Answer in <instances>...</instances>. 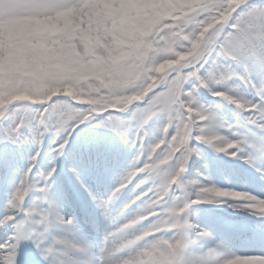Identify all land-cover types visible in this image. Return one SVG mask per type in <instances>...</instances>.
<instances>
[{
    "label": "clouds",
    "instance_id": "obj_1",
    "mask_svg": "<svg viewBox=\"0 0 264 264\" xmlns=\"http://www.w3.org/2000/svg\"><path fill=\"white\" fill-rule=\"evenodd\" d=\"M244 3L158 0L134 5L123 0H41L35 12L10 23L15 28L11 35L9 24L0 34V110L14 103L43 105L59 94L93 111H130V120L133 114L143 117L146 109L179 116V107L186 102L175 95L174 82L213 46ZM239 23L231 27L238 28ZM20 54H24L23 63L15 59ZM164 83L169 88L162 95L156 90ZM66 86L73 89L71 94L63 91ZM217 95L239 106L235 96ZM168 127L164 122L159 128L157 143L150 145L149 159H156L145 166L161 193L159 199L167 194L171 169L164 168L169 161L163 153L156 155V149ZM211 198L208 195L187 205L174 201L154 219L147 211L148 202L140 204L130 214L121 215L114 230L103 237L97 264H185L189 245L200 235L195 231L192 205ZM235 198L248 201L240 207L264 216V200L247 199L245 193ZM136 199L130 193L128 201ZM216 243L222 247L214 264H264V258L240 255Z\"/></svg>",
    "mask_w": 264,
    "mask_h": 264
},
{
    "label": "snow or ice",
    "instance_id": "obj_2",
    "mask_svg": "<svg viewBox=\"0 0 264 264\" xmlns=\"http://www.w3.org/2000/svg\"><path fill=\"white\" fill-rule=\"evenodd\" d=\"M40 3L41 0H0V24L6 25L25 18L35 12ZM238 21V28H232L231 25ZM21 55L24 57V54ZM257 70L264 75V0H245L233 13L230 26L218 35L213 46L198 61L183 69L181 77H177L174 82L175 95L186 103L179 107V116L175 112L167 114L166 123L170 127L160 136L163 143L156 149V155L163 153L169 161L164 168L171 169V174L167 177V194L163 195V199H159L161 193L156 190L154 181L148 178L149 172L145 169L146 165H152L156 159V156L152 159L149 156L152 153L150 145L154 146L157 141L148 143V133L144 131L149 120L158 116L154 110L146 109L143 117L133 114L131 120L117 122L114 116L116 110L113 108L80 110L73 104V100L58 103L55 97L47 105L30 112L27 119L17 111L20 108L27 110L25 105L14 103L0 110V144L4 146L0 151V170L4 173L5 184L10 181L14 183L11 191L7 192L5 211L0 215V221L4 222L0 223V228L11 230L6 239L0 240V264H31V254L23 251L25 244H29L39 253L43 264H80L72 258L73 254L86 253L87 247L54 234L53 230L56 228L68 233L74 231V221L69 222V218L62 214L54 202V196L60 175L59 162L66 159V171L93 202L97 201V197L85 184L83 175L91 169L93 161L100 153L81 159L72 150L70 137L65 131L74 129L85 121L99 120L97 127H106L113 123L117 131L125 133L130 128H135L129 142L133 149H138L137 155L101 201L111 210L122 193L131 191L137 199L135 202L127 201L118 211V218L127 215L129 203L135 206L138 201L140 204L148 202L150 206L147 211L153 213L154 219L174 201L187 205L211 195L212 198L207 203H228L221 198L240 194L241 192L212 186L210 177L200 171H197V178H189L188 169L198 164L200 143L235 159H242L249 165L254 166L257 159L264 160V81L259 84L255 82ZM234 78L253 90L252 100L239 99V106L236 105L243 110L241 118L256 130L259 140L242 133L239 124L216 123L218 118L212 109L199 102L200 88L207 89L214 97H223L217 95L218 93L233 97L234 89H225L218 85ZM168 88L169 85L164 83L156 91L163 95ZM256 97H259L258 101ZM189 108L194 111L186 110ZM97 113H107V119L97 116ZM53 130L58 139L48 150L47 159L42 163L44 152L38 148L30 155L22 170H19V179L12 181L18 164L15 153L8 151L9 146L29 140V132L31 138L42 146L46 134ZM61 132H65V135L61 136ZM129 181V185H134L131 189L129 185L125 187ZM33 193L38 195L32 206L26 209L24 202ZM246 197L257 198L248 194ZM122 209L125 211L122 212ZM195 231L200 235L192 244L199 245L201 241L214 240L212 233L201 229L198 224ZM221 247L217 243L209 247L201 246L198 252L191 255L187 249L185 264H214L217 251ZM21 256L25 258L22 260ZM253 256L264 258V254Z\"/></svg>",
    "mask_w": 264,
    "mask_h": 264
},
{
    "label": "trees",
    "instance_id": "obj_3",
    "mask_svg": "<svg viewBox=\"0 0 264 264\" xmlns=\"http://www.w3.org/2000/svg\"><path fill=\"white\" fill-rule=\"evenodd\" d=\"M123 2L127 3V0H123ZM210 2V0H209ZM199 47V45H197ZM184 57H181L183 59ZM18 63L21 62V57L17 55ZM263 81V75L259 70L256 72L255 82L259 84ZM219 87L225 89H234L235 92L232 93L236 98L244 100H252L253 97V90L248 87V85L242 84L238 79H231L228 82H224ZM64 89H70L73 92L71 87H65ZM163 90V89H161ZM207 91V89H206ZM208 94H210L207 91ZM211 95V94H210ZM209 97L202 88L199 89L198 99L199 102L204 104L207 107H210L212 111L215 113L216 117L218 118L216 123L223 122L225 125H228L227 118L236 120L238 118V114L236 110L224 104L220 99H216ZM58 103H66L70 100V98L65 96H57L55 97ZM81 101L84 98L78 97ZM257 100V98H255ZM258 101V100H257ZM73 104L76 108L80 110H86V107L81 102ZM22 105V104H21ZM43 105H47L46 103ZM43 105H29L27 106V110L23 108L17 109V111L21 112L25 119H27L30 112L38 110ZM97 116H102L107 119V113H98ZM115 121H128L131 117V112H118L114 113ZM167 114L161 113L158 116L153 117L149 120L148 124L145 126L144 131L148 133L147 142L151 143L155 140V138L159 135V128L161 125L166 122ZM97 123L99 120H90L80 123L77 127L71 130H65L69 137L76 134V131L82 126V131L78 136L76 142L72 145V150L75 151L81 159H88L87 152L94 156L96 153H100L99 157L95 159L92 163L91 169L97 171V163L100 162L103 153L105 152V148L108 146L110 141L114 143V157L115 160L114 165L118 169L122 166L123 172L128 168L129 163L131 162L134 155H137L138 149H133L129 138L134 135L135 128H130L126 133L123 131H117L113 123H110L109 126L106 127H97ZM135 124V122H133ZM220 134H223L221 132ZM30 139L27 141H21L18 145H10L8 151L14 152L17 158L18 170L12 177V181L19 179V170H22L23 166L27 163L30 155L35 152L38 148H41L44 152V155L41 157L42 163L47 159V152L48 150L55 144L58 137L55 131H50L46 134L45 140L43 145H38L35 142V139L31 138V133H28ZM61 136L65 135V132H61ZM215 142V141H214ZM209 146V145H208ZM200 149V156L198 157V164L192 167V170L188 173L189 178H197V171L203 172L204 174L208 175L212 180V186L220 188L218 176H224L225 181H230V173L228 170V165L221 159H217L214 161L210 155L208 154L207 150L199 146ZM212 148L217 154L225 155L226 153L217 152L213 147ZM125 155V159L123 160L122 157ZM90 157V156H89ZM60 163V162H59ZM218 168L219 174L216 173V170L211 169L213 166ZM229 175V176H228ZM243 175L241 169H237L235 171V176L240 177ZM193 212L195 215L192 217L194 222L199 225L201 229L207 230V225L210 222V219L207 218V212L202 208H193Z\"/></svg>",
    "mask_w": 264,
    "mask_h": 264
},
{
    "label": "rangeland",
    "instance_id": "obj_4",
    "mask_svg": "<svg viewBox=\"0 0 264 264\" xmlns=\"http://www.w3.org/2000/svg\"><path fill=\"white\" fill-rule=\"evenodd\" d=\"M158 2V0H136L134 3L132 4H143V5H147V4H153ZM15 31V28L12 24L8 25V32L11 35L13 32ZM4 32V25L0 24V34H2ZM19 56L22 57V59L24 60V57L20 54ZM16 61H17V56L15 57ZM237 124H239V130L242 133L245 134H249L252 137L256 138V136H258L257 132L255 129H253L251 126L247 125L244 122H238ZM236 125V124H234ZM254 169L253 170H247V180L246 183L244 184V187H240L238 188V192L241 193H246L248 195H255L258 199H264V160H260L257 159L254 163ZM85 176H83V180L85 182V184L87 185L88 189L97 197V201L93 202V207L95 208V216L97 218V225H98V230L96 232H87V230H85L83 228V226H80L79 223L82 221L81 220V203L80 202H75V200L77 201V194L74 200V194L73 191H71L69 189V184H68V180L66 175L60 174L58 180H65L67 182L66 185L61 186L60 188L58 187V181L56 182V188H55V196L54 199L58 202V207L60 209V203H61V195L60 192H63L64 195L67 194V190L69 194H73L72 197L70 198L69 202H66L65 204V208L60 209L62 210V214L64 216H66L67 218H72V220L74 221V231L79 234L82 238H84L85 240V244L81 243V245H84L87 247V251L86 254L88 256V259L91 260L92 264H97V256L99 253V249L102 246V241H103V237L110 231H113L115 226H116V221L118 220V211L122 208L121 206V202L124 198V195H129L128 193L130 191H125L124 193H122V195L120 196L119 200L115 203V205L112 207V209L110 210V208L101 203V201L105 198V196L107 195V192L104 194L105 189L107 190V188H103V184H105V187L107 185V181L113 177V172L106 167V171L104 174H102L98 181L94 180V182L87 176V174H84ZM63 187V188H62ZM61 189V190H60ZM63 189V190H62ZM130 189V187H129ZM224 190V188L222 189ZM126 193V194H125ZM37 193H33L31 196H29L26 201L24 202V206L25 208H30L34 202V200L37 197ZM128 196L125 197V199ZM124 199V200H125ZM221 199H226L228 201V203H218L219 207L218 208H228V206L230 204H247L248 201L246 200H241V199H233V198H221ZM64 202V201H63ZM79 207V208H78ZM130 209V208H129ZM129 209L127 210V213L129 212ZM72 213V214H71ZM244 223H246L245 220H241ZM225 223H228V219L227 217L223 214V213H216V219H213V224L211 225V227L214 229L212 230V236L214 237V240H208V241H201L199 245L197 244H191L190 246V250L193 249V253H194V249H198L200 250V247L202 246H212L214 243H216L217 241L221 242L226 248L231 249L232 251L236 252L237 254L240 255H246L242 252H239L238 250L234 249L230 244H228L226 242V231H225ZM247 224V223H246ZM256 225V224H254ZM264 230V228H263ZM54 234L59 235L57 232V228L53 230ZM96 235V239L95 237H90L91 235ZM61 236V235H60ZM240 237H244L247 235H244L242 233L239 234ZM255 236L250 234V240H254ZM190 255V252L188 253Z\"/></svg>",
    "mask_w": 264,
    "mask_h": 264
},
{
    "label": "bare ground",
    "instance_id": "obj_5",
    "mask_svg": "<svg viewBox=\"0 0 264 264\" xmlns=\"http://www.w3.org/2000/svg\"><path fill=\"white\" fill-rule=\"evenodd\" d=\"M256 139L259 140L260 138H256ZM75 192L78 194V196L83 201V207H86V206L90 207V204H92V201L89 198V196L84 191H82L80 186H78L75 189ZM54 202L57 204V201L55 199H54ZM230 205H235V207L230 206ZM230 205L228 206V208H223V209L227 213V215H230V216L234 217L233 219L241 218V219H243V220H245L247 222H249L251 219H254L256 222H259L260 224L264 223V216H260V215L254 214L253 209L240 207V205H244V204H230ZM89 210H90V208H89ZM244 228H246V227H244ZM247 228H249V227H247ZM249 230H251L253 232H257L253 227H250ZM59 231L63 232V234H65V236L68 237V238H70L71 235H72V233L65 232L61 228H59ZM251 245L253 246L252 247L253 249L261 248L260 244H258V245L251 244ZM253 249H251V250H253ZM78 261L79 262H83V264H88L89 263V261L87 259H85L83 261H80V260H78Z\"/></svg>",
    "mask_w": 264,
    "mask_h": 264
}]
</instances>
